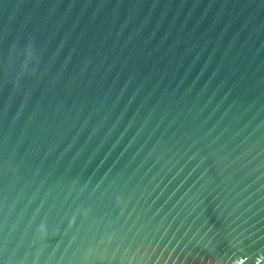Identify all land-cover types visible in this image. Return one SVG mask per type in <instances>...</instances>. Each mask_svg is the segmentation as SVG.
<instances>
[{
	"label": "water",
	"instance_id": "obj_1",
	"mask_svg": "<svg viewBox=\"0 0 264 264\" xmlns=\"http://www.w3.org/2000/svg\"><path fill=\"white\" fill-rule=\"evenodd\" d=\"M0 264H264V0H0Z\"/></svg>",
	"mask_w": 264,
	"mask_h": 264
}]
</instances>
